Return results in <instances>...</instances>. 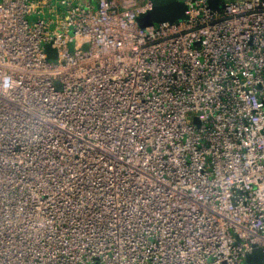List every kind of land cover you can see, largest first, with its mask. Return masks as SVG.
I'll list each match as a JSON object with an SVG mask.
<instances>
[{"label":"built area","instance_id":"2783aa9c","mask_svg":"<svg viewBox=\"0 0 264 264\" xmlns=\"http://www.w3.org/2000/svg\"><path fill=\"white\" fill-rule=\"evenodd\" d=\"M182 1L0 0V264L264 253V0Z\"/></svg>","mask_w":264,"mask_h":264},{"label":"water","instance_id":"95a60500","mask_svg":"<svg viewBox=\"0 0 264 264\" xmlns=\"http://www.w3.org/2000/svg\"><path fill=\"white\" fill-rule=\"evenodd\" d=\"M152 7L136 17V23L140 28L164 22V21H177L186 18L187 6L182 0H152ZM218 0H209L213 7H217ZM47 57L50 59L56 58V52L51 44L45 45ZM264 264V253L260 247H253L252 251L245 257L244 264Z\"/></svg>","mask_w":264,"mask_h":264},{"label":"crops","instance_id":"0c3cea01","mask_svg":"<svg viewBox=\"0 0 264 264\" xmlns=\"http://www.w3.org/2000/svg\"><path fill=\"white\" fill-rule=\"evenodd\" d=\"M119 1H121L124 5H133V4H136V2L140 0H119Z\"/></svg>","mask_w":264,"mask_h":264},{"label":"rangeland","instance_id":"374dc122","mask_svg":"<svg viewBox=\"0 0 264 264\" xmlns=\"http://www.w3.org/2000/svg\"><path fill=\"white\" fill-rule=\"evenodd\" d=\"M87 46H88L87 44H84V45H82V46L80 47V49H83V50H84V49L87 48Z\"/></svg>","mask_w":264,"mask_h":264},{"label":"flooded vegetation","instance_id":"af4514ba","mask_svg":"<svg viewBox=\"0 0 264 264\" xmlns=\"http://www.w3.org/2000/svg\"><path fill=\"white\" fill-rule=\"evenodd\" d=\"M258 264H261V262L259 261Z\"/></svg>","mask_w":264,"mask_h":264}]
</instances>
